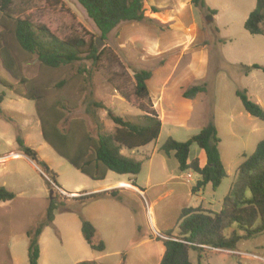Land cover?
<instances>
[{
  "label": "rangeland",
  "instance_id": "1",
  "mask_svg": "<svg viewBox=\"0 0 264 264\" xmlns=\"http://www.w3.org/2000/svg\"><path fill=\"white\" fill-rule=\"evenodd\" d=\"M59 1L60 5H53L45 0H13L12 10L17 17H30L35 24L46 25L60 38L76 33L87 39L100 37L76 0ZM204 3L206 8L217 14L216 20L207 27L211 71L205 82L207 94L204 97L210 103L218 123L219 151L227 172L221 185L216 190L209 186L200 195L189 196L184 186L173 182L165 184L168 173H178V165L173 157L163 164L161 157L164 154L154 150L168 139L171 130L168 123H165L157 144L149 148L148 154H153L152 160L143 161L144 166L137 176L145 190L143 197L133 198L124 192L120 197L106 196L81 202L79 197L86 193L75 192L93 190L101 183L80 173L50 146L41 148L35 144L32 147L37 150L39 159L57 174L58 186L53 182L50 184L52 187L48 185L50 177L42 172L38 164V168L19 161L0 164V187L16 195L12 201L0 202V264H29L27 232L43 221L51 198L64 201L67 209L59 207L53 223L44 228L39 236L38 264H78L83 261H95L97 264H159L165 251V233L172 231L173 235L178 234V218L183 208L219 212L236 179L237 168L245 160L244 155L253 154L257 144L264 139V122L248 116L236 95L237 91L246 90L249 98L264 108V72L254 69L248 75L244 74V66H264V35H252L244 28L257 0H204ZM207 12L204 11L202 15ZM206 19L204 24H207ZM131 27L123 24L108 36L101 47H97L104 49V54L96 69L91 61L83 60L66 76L75 75L79 67L92 72L89 82H82L86 89L84 92H78L82 87L80 84L69 87L74 93L76 108L67 115L69 120L84 119L92 134H95V121L86 114L85 102H103L111 112L127 118L137 115L141 108L150 109L134 94V72L147 67L136 46L135 29ZM211 30L217 32L218 40H214ZM158 64H152L150 70ZM38 70L39 63L35 58L23 66V73L29 79L34 78ZM0 78L22 90L17 81L5 72L1 62ZM116 88L127 93L129 101ZM1 91L13 90L0 86ZM20 106L30 114L35 112L33 101H22ZM97 115L105 131L113 130L114 124L107 110H98ZM2 119L20 120L10 115ZM19 124L20 121L18 127ZM200 131L196 127L188 130L178 128L172 136L177 141L185 142ZM18 136H21L20 132ZM0 150L3 152L1 146ZM122 152L124 155L130 151L124 149ZM195 157L205 162L204 151L192 145L190 159ZM164 166L166 169H163ZM120 176L109 172L107 181ZM80 216L93 218L97 228L95 242L106 243L104 252H96L88 246L81 232ZM189 255L193 264H264V235L240 241L236 251L206 250V256L200 262L198 252L190 251Z\"/></svg>",
  "mask_w": 264,
  "mask_h": 264
},
{
  "label": "trees",
  "instance_id": "2",
  "mask_svg": "<svg viewBox=\"0 0 264 264\" xmlns=\"http://www.w3.org/2000/svg\"><path fill=\"white\" fill-rule=\"evenodd\" d=\"M45 1L53 5L61 4L59 0ZM76 1L85 10L104 41L122 23L146 20L144 0ZM193 3L205 8L204 0H193ZM12 6L13 0H0V62L5 72L17 81L22 90L14 88L1 78L0 86L35 103L44 141L83 175L96 182L104 181L109 172L137 177L143 162L123 155L122 150L132 151L145 147L157 141L160 135L162 122L150 108L152 103L147 87V81L152 76L151 71L140 69L134 72L135 97L150 108H141V115L122 117L111 112L103 102H85L86 114L95 121V134H92L84 119L67 118L76 108L73 102L74 93L69 87L80 84L82 87L78 92H84L86 89L83 83L89 82L92 72L85 67H79L75 75L66 76L83 60L91 61L96 69L104 49L97 48L94 37L87 39L76 33L60 38L46 25L35 24L30 17L15 16ZM244 28L252 35H264V0H257ZM34 58L39 63V70L34 78L29 79L23 73V66ZM254 69L264 72V66L252 65L244 66V74L248 75ZM116 91L129 101L127 93L118 88ZM204 91L205 85L194 86L184 92V97L192 98ZM5 95V91L0 92V114ZM236 95L248 116L264 122V108L253 102L246 90L237 91ZM102 109L107 110V115L114 124L111 132L105 131L104 124L97 115V111ZM219 144L216 126L210 121L197 135L185 142L168 138L160 151L168 158L173 157L176 160L181 173L190 171L200 177L193 188L196 193L208 186L216 190L227 177ZM17 145L23 155L35 161L42 168V172L50 177L48 185L51 186L53 182L58 186L57 174L45 161L39 159L37 151L25 145L21 136H17ZM192 145L205 152L204 167L197 158L189 160ZM244 157L245 160L237 168L236 179L219 212L192 207H185L180 211L178 234L173 235L172 231L165 233V251L159 264H193L190 251L198 252L200 262L206 256V250L236 251L240 241L264 235V139L257 144L253 154ZM106 196L118 197V190L86 194L79 199L81 202H88ZM15 197L14 192L0 187V202L12 201ZM59 207L67 209V204L51 198L43 221L27 232L29 264H38L39 236L44 228L53 223L55 211ZM80 221L81 232L88 246L96 252L105 251L103 241L95 242V226L83 216H80ZM78 264L97 263L83 261Z\"/></svg>",
  "mask_w": 264,
  "mask_h": 264
},
{
  "label": "crops",
  "instance_id": "3",
  "mask_svg": "<svg viewBox=\"0 0 264 264\" xmlns=\"http://www.w3.org/2000/svg\"><path fill=\"white\" fill-rule=\"evenodd\" d=\"M144 3L146 7L145 21L122 23L112 32L123 24L131 25V28L135 29L133 31L136 32V46L140 52L143 64L147 67L144 69L152 73L151 78L147 81V87L152 103L150 108L157 113L162 122L158 139L165 123L170 126L171 130H169L168 138L172 139V135L178 128L188 130L191 127H196L197 131H200L210 121L215 124L217 133H219L216 117L213 116L210 103L204 97L207 91L198 93L192 98L184 97V92L187 89L205 85L206 79L210 75V34L207 32V27L216 20L217 14L209 8L205 7L202 9L196 6L193 0H144ZM153 9H156V11ZM204 11L208 12L202 15ZM207 15H211L212 18L210 20H208L209 18L206 19ZM205 19L207 24H204ZM211 34L214 40H218L216 31L211 30ZM155 63L159 64L150 70L152 64ZM5 93V98L1 103L2 114H0V146L3 148V152L0 150V164L4 165L9 162L19 161L23 165L38 168L37 163L23 155L17 145L18 132H20L25 145L29 147L37 144L39 147L44 148L45 145H48L42 137L41 122L36 110L32 114L24 111L22 109L23 106H20V102L28 100L16 95L14 91ZM141 114L142 112L139 109V113L133 116ZM5 115H10L14 119L19 117V127V121L2 119ZM3 122L5 124H2ZM157 141L124 155L142 162L151 161L153 154H148L150 152L149 148L153 144L155 146ZM160 147L154 151L161 152ZM136 155H139V157ZM161 158L163 164L166 163L167 159H170L165 155ZM196 158L199 159L202 167L206 165V159L203 162L200 157L193 159ZM193 159H190L189 155V160L192 161ZM163 169H166V167L164 166ZM177 171L178 173L176 174L168 173L165 184L173 182L175 185L184 186L189 196L200 195L209 187L194 193L193 188L200 180V177L190 171L183 173L179 169ZM0 173H2L1 169ZM194 176L196 177L195 180H193ZM107 177L104 181H100L99 183L101 184L97 185L93 190H83L75 193L84 192L91 194L118 190V197L122 196L124 192L133 198L145 195V190L139 184L137 177L121 175L120 177H113L109 181H107ZM60 188L63 189L62 187ZM87 220L95 226L92 217Z\"/></svg>",
  "mask_w": 264,
  "mask_h": 264
},
{
  "label": "water",
  "instance_id": "4",
  "mask_svg": "<svg viewBox=\"0 0 264 264\" xmlns=\"http://www.w3.org/2000/svg\"><path fill=\"white\" fill-rule=\"evenodd\" d=\"M210 20V19H209ZM97 47H101V45L104 44V40H102L100 37L96 39ZM52 194V191H51Z\"/></svg>",
  "mask_w": 264,
  "mask_h": 264
},
{
  "label": "built area",
  "instance_id": "5",
  "mask_svg": "<svg viewBox=\"0 0 264 264\" xmlns=\"http://www.w3.org/2000/svg\"><path fill=\"white\" fill-rule=\"evenodd\" d=\"M214 250H218V249H214ZM219 251H221V250H219Z\"/></svg>",
  "mask_w": 264,
  "mask_h": 264
}]
</instances>
